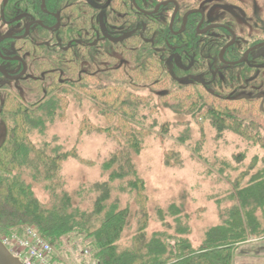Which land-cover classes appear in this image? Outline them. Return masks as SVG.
Segmentation results:
<instances>
[{
    "label": "trees",
    "instance_id": "trees-1",
    "mask_svg": "<svg viewBox=\"0 0 264 264\" xmlns=\"http://www.w3.org/2000/svg\"><path fill=\"white\" fill-rule=\"evenodd\" d=\"M151 1V7L146 11H152L159 3V0ZM177 1L180 13L175 29L179 30L183 16L199 9L205 0ZM232 2L238 4L237 1ZM67 10L72 11L71 15L68 12L70 18L67 19H72L71 25L75 26L78 21L75 20L74 5L68 6ZM129 18L132 25L144 20L146 39L154 40V43L143 44L145 63L139 71H132L128 81L114 80L125 81L131 89L153 90L165 107L173 112L187 116L198 114L199 118L208 119L219 135L229 131L264 149V97L260 96L264 88L260 80L258 89L253 91L256 88L253 75L247 70L239 75L240 67H221L215 77L203 79L207 65L190 71L194 75L192 79L176 80L166 68L165 57L155 51L168 40L170 44L177 45L178 53L194 50L204 56L206 53L218 56L226 42L217 40L207 46L206 39L196 34L198 15L190 18L187 30L178 36H173L168 25L164 26L155 17L140 13L134 16L132 10ZM130 41L133 46V38ZM228 54L235 57L236 50L232 49ZM137 55L131 53L130 58L138 59ZM44 56L43 49L35 50V58ZM51 56L53 61L37 62L35 69L36 80L32 89L43 95L31 104H25L18 95L7 96L0 111V118L7 127L5 140L0 146V238L13 234L23 236L27 227H34L50 245L61 249L67 237L76 234L87 243V247L92 248L96 264H233L234 250L238 245L250 238L264 237V168L251 174L256 168L257 158L233 181V190L227 197L230 205L221 210V223L207 231L200 247L195 248L189 239V216L175 204L166 211H159L163 230L149 235L147 188L139 178L131 155L132 150L140 152L146 133L130 127L128 122L137 118V112L126 107L132 108L137 96L133 90L124 94L115 92L119 86H107L103 82L99 83L106 85L102 89L105 91L102 98L115 113L102 110V115L110 124H115L113 132L117 136L110 133V128L102 130L120 144L125 140L128 148H120L104 164V170L109 173L108 180L87 189L94 196L91 208L83 209L74 204L63 187L60 172L68 157H76L75 148L70 152L60 151L58 147L48 151L49 144L38 147L31 140L33 130L43 133L47 124L64 112V97L68 91L60 89L70 85L80 90L75 79L73 84H67L75 75L74 57L67 56L65 67L69 73L66 81H62L63 60L56 54ZM96 98L99 99L98 96ZM94 131L101 132V129ZM173 159V152L168 153L166 164L172 166ZM24 176L43 185L50 195L49 206L36 197L32 184ZM117 181L121 183L115 186ZM120 193L133 195L138 206L137 230L126 247L120 241L129 225L130 211L122 207ZM169 217L173 222L167 220Z\"/></svg>",
    "mask_w": 264,
    "mask_h": 264
},
{
    "label": "rangeland",
    "instance_id": "rangeland-1",
    "mask_svg": "<svg viewBox=\"0 0 264 264\" xmlns=\"http://www.w3.org/2000/svg\"><path fill=\"white\" fill-rule=\"evenodd\" d=\"M3 1L0 0V5ZM238 1L242 7L229 3V0H205L201 4V10L208 22L227 25L239 36L245 33L251 35L253 28L260 36L264 30V0ZM172 12L173 8L169 7L161 11L156 19L166 26ZM257 18L260 23H256ZM5 30L7 29L4 28L3 31ZM260 51L256 55L262 52ZM175 62L201 68L207 65L203 79L217 75L221 68L215 54L206 57L197 52H189L181 58L176 57ZM165 64L174 75H181L176 71L173 56L168 55ZM72 77L67 84L74 83V76ZM108 85L119 86L115 92L119 91L120 94L131 93L133 90V94L137 96L132 108L125 106L137 112V118L128 122L130 127L146 133L142 138L140 152L135 153L132 150L131 155L139 178L147 188L150 215L148 234L163 230L159 211H166L175 204L183 208L184 213L189 216V239L195 248L200 247L207 231L221 223V210L230 205L227 197L233 190V181L249 168L254 158H257V164L251 174L264 168V149L229 131L219 135L212 123L206 118H199L198 114L187 116L173 112L165 107L158 93L153 90L131 89L122 80H113ZM11 87L17 92L14 94L22 96L25 104L34 103L38 96L43 95L36 94L26 83ZM96 87L98 88L80 91L70 85L63 86L60 90L68 91L64 97V112L59 113L54 122H49L43 133L38 130L31 133V140L38 147L49 144L48 151L58 147L60 151L70 152L75 148L76 157H68L62 163L60 176L63 187L74 204L83 209H90L94 198L87 189L109 178V173L103 168L104 164L117 150L128 148L125 140L121 139L120 144L108 132H103L102 129L110 128V133L114 134L115 124H110L108 118L102 115V110L115 112L102 98V93L105 92L102 89L106 85L102 83ZM3 93L0 92V109ZM6 128L0 118V146L5 140ZM96 128H100L101 132H95ZM170 152L174 154L172 166L166 164V155ZM24 177L32 184L36 197L49 206L50 195L43 185ZM120 183L117 181L114 185L118 186ZM120 198L122 207L130 211L129 225L120 241L126 247L137 230L138 206L135 197L129 193H120ZM167 220L173 222L170 217ZM67 238L61 249L52 245L59 264H96L92 248L87 247V243L80 236L73 234ZM86 251L91 255H87Z\"/></svg>",
    "mask_w": 264,
    "mask_h": 264
},
{
    "label": "flooded vegetation",
    "instance_id": "flooded-vegetation-1",
    "mask_svg": "<svg viewBox=\"0 0 264 264\" xmlns=\"http://www.w3.org/2000/svg\"><path fill=\"white\" fill-rule=\"evenodd\" d=\"M235 1L238 4L232 3L231 0L229 3L242 7L238 0ZM165 2L171 3L164 6ZM176 3L179 11L171 27ZM73 5L75 20L78 21L75 26L71 25L72 19H67L72 13L67 10V7ZM136 5L137 7L133 0H4L0 5V92H4L1 97V108L7 96L18 95L22 98L20 94H14L17 92L11 89V85L26 83L30 89L34 87L37 62L53 61L52 53L63 60L62 81H66L69 73L67 66L65 67L66 58L74 57L76 65L74 79L80 91L94 89L101 82L108 84L115 78L128 81L132 71H139L145 63L143 44L154 43V40L146 39L145 21L140 20L138 24L132 25L130 13L133 10L134 16L136 13L148 15L147 13L154 12L159 5L161 6L158 12L148 16L158 18L161 11L172 7L173 12L167 25L173 36L183 34L187 30L190 18L198 15L196 34L206 39L207 46L217 40L226 42L218 54L221 67L224 69L240 67L239 75L247 70L253 75L252 81L256 86L253 91L258 89L259 80L264 88V30L260 36L254 28L251 35L245 33L239 36L227 25L208 22L201 10V5L199 9L187 12L183 16L181 29L176 30L175 23L180 13V4L177 0H159L152 11H146V8L152 5L151 0H136ZM191 12L194 13L187 18L186 28L180 34L179 32L184 28L185 16ZM256 21V23L261 22L258 18ZM211 26L220 27L209 30ZM4 28L7 30L3 31ZM233 35L236 36L235 43L226 50L221 60V52L234 40ZM131 38L134 40L133 46L130 43ZM255 47L257 49L250 53L246 62L232 65L241 61L245 54ZM36 49H43L45 56L35 58ZM232 49L236 50L235 57H232L234 59L228 54ZM155 51L160 52L165 60L168 55L173 56L176 71L181 74L176 76L171 72L176 80L194 78V75L190 73L195 68L194 65H179L175 62V58H181L184 54L196 51L178 53L177 45L170 44L168 40L163 47L155 48ZM259 51L261 53L256 55ZM131 53L138 54V59H131ZM205 56L212 55L206 53ZM260 96L264 97V93Z\"/></svg>",
    "mask_w": 264,
    "mask_h": 264
},
{
    "label": "built area",
    "instance_id": "built-area-1",
    "mask_svg": "<svg viewBox=\"0 0 264 264\" xmlns=\"http://www.w3.org/2000/svg\"><path fill=\"white\" fill-rule=\"evenodd\" d=\"M9 254L21 264H59L55 260L54 250L34 227H27L23 236L13 234L0 238ZM87 255H91L86 251Z\"/></svg>",
    "mask_w": 264,
    "mask_h": 264
},
{
    "label": "crops",
    "instance_id": "crops-1",
    "mask_svg": "<svg viewBox=\"0 0 264 264\" xmlns=\"http://www.w3.org/2000/svg\"><path fill=\"white\" fill-rule=\"evenodd\" d=\"M233 264H264V237L250 238L234 250Z\"/></svg>",
    "mask_w": 264,
    "mask_h": 264
},
{
    "label": "water",
    "instance_id": "water-1",
    "mask_svg": "<svg viewBox=\"0 0 264 264\" xmlns=\"http://www.w3.org/2000/svg\"><path fill=\"white\" fill-rule=\"evenodd\" d=\"M133 2H134L135 7H137V5H136V0H133ZM170 3H171V2H165L163 5L166 6V5L170 4ZM160 6H161V5H159V6L155 9L154 12H152V13H147V14H148V15H154V14H156V13L158 12V9H159ZM178 11H179V6H178V4L176 3V10H175V13H174V15H173V17H172L171 27H172L173 24H174V21H175V19H176V17H177ZM192 13H194V12L188 13V14L185 16L184 28H183V30H182L181 32H179L180 34L185 30V28H186V21H187V18H188ZM219 27H220V26H211V27H209L208 29L210 30V29H215V28H219ZM233 36H234V40H233L231 43H229V44H228V45L222 50L221 55H220L221 60H223V56H224L226 50H227L228 48H230V47L235 43L236 36H235V35H233ZM262 45H263V44H262ZM256 49H257V47L250 49V50L245 54L244 58H243L241 61H239V62H237V63H233L232 65H238L239 63H244V62H246L248 56L250 55V53L253 52V51L256 50ZM0 264H21L18 260H16L15 258H13V257L9 254V252H8L7 249L4 247V245L1 243V241H0Z\"/></svg>",
    "mask_w": 264,
    "mask_h": 264
}]
</instances>
